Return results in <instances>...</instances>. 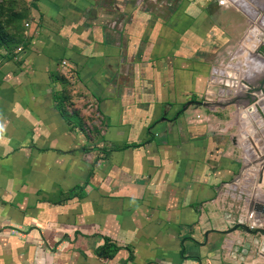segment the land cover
<instances>
[{
    "label": "crops",
    "instance_id": "1",
    "mask_svg": "<svg viewBox=\"0 0 264 264\" xmlns=\"http://www.w3.org/2000/svg\"><path fill=\"white\" fill-rule=\"evenodd\" d=\"M35 2L28 48L0 68V264H264L262 233L252 252L257 233L229 231L231 136L194 103L241 13ZM66 73L102 119L94 137L63 105Z\"/></svg>",
    "mask_w": 264,
    "mask_h": 264
},
{
    "label": "rangeland",
    "instance_id": "2",
    "mask_svg": "<svg viewBox=\"0 0 264 264\" xmlns=\"http://www.w3.org/2000/svg\"><path fill=\"white\" fill-rule=\"evenodd\" d=\"M167 3L162 4L166 6L167 8L170 7V9H177L179 6H182L183 4H195L202 5L207 4L211 8L215 9H224V10H234L239 11L241 13L242 18V32L241 35L238 37L237 40H240L239 45L246 46V49H254L257 53L261 54L264 57V44L263 40L253 41L249 40L248 34H249V24L248 21V15L247 12L241 10L240 6L234 5L233 3L224 4L220 0H166ZM35 0H0V68L3 64L9 62V60L14 59L17 54L23 53L26 48H28L31 39L33 38L35 34V30H31L32 26V8L35 7ZM149 6H153V2L151 1L148 3ZM263 13V11L260 12V14ZM36 29V28H33ZM252 39V38H251ZM264 39V38H262ZM232 43L231 45H228L227 51L231 50L235 47V43ZM249 42V44H248ZM260 42V43H259ZM254 43L255 47L252 45ZM251 46V47H248ZM252 49V50H253ZM221 53L220 50H218L215 53V56ZM61 64V61H60ZM62 74L61 77L58 76L59 82L62 86L61 90V100H64L66 103L63 102V105L67 112L72 116V119L75 118L77 121V125L72 122V125L78 126L80 129L84 130L88 136H96L100 134L102 130V119L98 117L97 115L93 113V109L90 110V102L86 101L84 97H82V93H78V98L74 100V96L72 92L70 91V87L73 85V79L69 77L68 73ZM259 86H262L261 84ZM203 95L200 98V101H202ZM253 102L256 101V98L253 100H250ZM68 104V108H66V105ZM256 109L261 114L262 118L264 119V114L260 110L259 106L255 104ZM235 111H237V108L233 106L232 104H229L225 106L224 108L215 109V112H213L217 118H219L222 123L227 122L229 119L231 120V123L226 126L225 134L228 136H231L229 140L232 141V147L234 151H232V154H235L242 160L240 162L242 164V177H246L249 175V173H252L251 180L248 182H244V179L242 178L241 181H237V185L239 186V189L233 190L231 189L230 192L226 193V200L230 201L232 203L231 205V212L232 216L237 217L239 214V207L236 206L241 205V203H244L245 198H249V201L253 199L256 185L259 186L261 191L264 192V155L263 159H261L260 162H253L246 163L244 162V153L245 148L243 146V139L244 135H247V138L253 148L254 151H259L258 147H260V151H264V148L262 149L261 145H258L254 141V136H252L251 131L249 130V124L253 125V120L251 119L250 113L243 115L242 118L238 120L235 115ZM242 111V110H239ZM238 111V116H240V113ZM206 112L210 113L209 110H206ZM81 114L80 119L78 118V114ZM243 114V113H241ZM248 120V121H247ZM216 121V120H215ZM249 122V123H248ZM246 124V125H245ZM231 133V135H230ZM260 136V135H259ZM228 140V141H229ZM264 145V142H263ZM238 157V158H239ZM263 164V165H262ZM257 167V169H256ZM247 172V173H246ZM255 172V175H254ZM262 173L261 181H258L259 174ZM233 182V181H232ZM241 191V197H237ZM238 194V195H237ZM232 197H231V196ZM245 205L247 203L245 202ZM247 224L246 222H243ZM236 224V223H235ZM229 226L231 228L233 225ZM238 230H241L243 233L245 232L243 229L238 228ZM264 235V234H263ZM247 237L250 239L252 237V240L247 241L248 245L245 246L247 250L252 249V252H257L260 248V245H263L260 240H253V238L259 239L261 237L260 233L258 232L254 236L247 235ZM244 243V242H243ZM264 251V250H263Z\"/></svg>",
    "mask_w": 264,
    "mask_h": 264
},
{
    "label": "built area",
    "instance_id": "3",
    "mask_svg": "<svg viewBox=\"0 0 264 264\" xmlns=\"http://www.w3.org/2000/svg\"><path fill=\"white\" fill-rule=\"evenodd\" d=\"M143 2L144 0H135V3L142 4ZM235 44L236 45L233 49L227 51V48H226L223 52L218 53L212 59L211 63L209 64V69H208V74H207V78L205 82V88L203 91L202 101L209 102V103H214V102L220 103V102L233 101L232 105L237 108V111H235L234 116L238 118L239 120L240 116H238V111L246 109L247 106L249 105H252L256 109L255 104H257L260 110L262 111V113L264 114L262 106L259 103L260 100H264V85L261 84L262 86H259L260 83L258 82V78L254 80L253 79L247 80L241 77V74L245 70H249L251 68L250 67L251 65L248 64L247 58L241 51V47L243 45H239L240 40H237ZM61 64L66 65L67 61L65 59H62ZM240 86L244 88V92L241 95H237V93L239 92L238 90L240 89ZM254 98H256V101L252 103V101L250 100H253ZM259 115L261 116L260 113ZM250 116H251V119L253 120V125L249 124L248 126L249 130L252 127H254V129L257 130L255 120L253 119L251 113H250ZM230 123H231L230 119L225 123L223 122L219 124L218 122H216V125H213L214 126L213 127L212 122H208L210 130H212L213 132H215L214 129L225 132L226 126H228ZM251 133H252V136H254L253 131H251ZM257 136H259V139L262 142H264V136L262 134L257 133ZM253 152L255 154H259V151H253ZM263 155L264 153L261 154L260 156H263ZM247 156L248 155L244 153V158H243L244 162H246ZM240 158L241 157H239V160L240 162H242ZM255 162L258 163L259 161H255ZM241 168H242V164H241ZM242 174H243L242 170H240L239 174L232 180L233 182L230 181L225 186L223 185L222 188L223 189L225 188L226 190L233 189L237 191V189H239V186L237 185V181H241L242 178L244 179V182H248L251 180L250 174L246 177H242V176H245ZM261 178H262V173L259 174L258 181H261ZM239 192L240 194L239 195L237 194L238 195L237 197L240 198L241 191L239 190ZM256 201L264 203V201L262 200H255L253 198L251 199V201H249V198H245L244 203H242L241 211L239 212L237 217L231 215V217L229 218V224L231 225L235 223L246 222L249 227L253 228V226L251 225V221H252L253 214H254L253 209H252V204ZM245 202L247 203V205H245Z\"/></svg>",
    "mask_w": 264,
    "mask_h": 264
},
{
    "label": "bare ground",
    "instance_id": "4",
    "mask_svg": "<svg viewBox=\"0 0 264 264\" xmlns=\"http://www.w3.org/2000/svg\"><path fill=\"white\" fill-rule=\"evenodd\" d=\"M220 1L223 2L224 4L233 3L234 5L240 6L241 10L247 12V15L249 17L247 20L248 21L247 23L249 24L248 26L249 36L247 39L253 40V41H258L260 39L263 40L262 38H264V11H263L264 10V0H220ZM261 11H263V13L260 14ZM252 45L255 47L254 43ZM246 46H247V43H246ZM246 46H242L243 48L241 47V51L247 58L248 64L251 65L250 66L251 68L249 69L251 71L245 70L241 74V77L247 80H252V79L254 80L260 77L258 75L263 70L264 57L261 54L257 53L256 51H254L253 47H252L253 50L252 49L250 50V49H246ZM248 47H251V46H248ZM238 91L239 92L237 93V95H241L244 92V88L240 86V89ZM259 103L261 104L262 109L264 111V100H260ZM246 112L251 113L253 119L255 120L256 126H257V130L254 129V127L250 129L251 131H253L254 141L258 143V145H261L263 149L264 148L263 142L259 139V136H257V133L262 134L264 136V120L262 119L258 111L252 105H249L247 106L246 109L239 111L240 118L243 115L245 116ZM243 146L246 151L245 154L248 155L246 157L247 163L251 164L254 161H259V162L261 161L263 156H260V155L263 154L264 151H260L261 150L260 147L257 146L259 149V154H255L247 138V135H244ZM249 174L252 176V173H249ZM254 175H255V172H254ZM252 196L255 200L264 201V192L261 191V189L257 185L255 188V193Z\"/></svg>",
    "mask_w": 264,
    "mask_h": 264
},
{
    "label": "water",
    "instance_id": "5",
    "mask_svg": "<svg viewBox=\"0 0 264 264\" xmlns=\"http://www.w3.org/2000/svg\"><path fill=\"white\" fill-rule=\"evenodd\" d=\"M193 101H191L190 103H192ZM196 105H200L203 107H206L208 109L211 110H215L217 108H224L225 106L232 104L233 101H227V102H214V103H209V102H205V101H196L194 102ZM252 209H253V218L251 221V225L253 226V228L249 227L247 224L245 223H236L235 225H233L229 231H233L236 230L238 228L243 229L245 232L247 233H262L264 234V203L256 201L252 204Z\"/></svg>",
    "mask_w": 264,
    "mask_h": 264
},
{
    "label": "flooded vegetation",
    "instance_id": "6",
    "mask_svg": "<svg viewBox=\"0 0 264 264\" xmlns=\"http://www.w3.org/2000/svg\"><path fill=\"white\" fill-rule=\"evenodd\" d=\"M263 11H264V10H263ZM263 44H264V39H263ZM258 76H260V77L258 78V82H259L260 84H263V85H264V67H263V70L261 71V73H260Z\"/></svg>",
    "mask_w": 264,
    "mask_h": 264
}]
</instances>
